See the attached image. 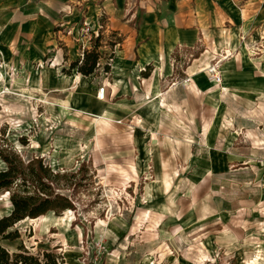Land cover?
<instances>
[{
    "label": "rangeland",
    "instance_id": "374dc122",
    "mask_svg": "<svg viewBox=\"0 0 264 264\" xmlns=\"http://www.w3.org/2000/svg\"><path fill=\"white\" fill-rule=\"evenodd\" d=\"M8 1L0 0L2 43L9 40ZM163 1L148 0V6L134 8L138 13L131 27L141 24L146 11H159ZM230 1L239 13L244 10L245 0ZM59 3L75 7L83 17L86 4L99 6L101 0ZM129 8L126 2L125 10ZM106 18L98 20L102 30L79 39L89 50L100 39L95 86L85 92L84 109L68 106L71 91L61 93L58 113L47 118L22 117L21 97L0 101L10 107L5 117L0 114V151H11L25 164L42 158L53 173L68 175L57 192L75 207L58 217L50 212L20 221L11 229L19 238L0 239V246L11 255L22 247L39 260L43 253L54 254L61 264H264V171H247L239 163L218 165L214 154L227 148L233 132L243 142L250 139V127H263L248 114L232 119L212 112L218 107L214 100L225 95L234 78L258 82L263 77L264 26L260 32L254 23L243 28L227 22L222 29L240 28L236 40L228 36L215 44L177 49L171 57L176 69L163 85L165 91L173 88L171 94L138 98L133 107L108 100L109 109L97 117L90 113L94 93L107 78L103 68L108 67V75L114 71L122 41ZM215 65L220 84L212 77ZM13 70L17 78L20 73ZM6 75L2 67L0 79ZM81 165L83 173L72 176ZM5 169L0 159V171ZM216 173L226 177H214ZM11 210L9 194L0 191V218Z\"/></svg>",
    "mask_w": 264,
    "mask_h": 264
},
{
    "label": "crops",
    "instance_id": "0c3cea01",
    "mask_svg": "<svg viewBox=\"0 0 264 264\" xmlns=\"http://www.w3.org/2000/svg\"><path fill=\"white\" fill-rule=\"evenodd\" d=\"M8 2L12 7L5 26L9 40L6 43L0 41V69L3 67L8 76L0 79V101H4L2 98L8 95L21 97L25 103L22 105V117L37 114L47 118L56 115L61 93L66 91H71L68 106L85 108L82 101L86 102L85 92L89 93L94 88L92 79H95V75L83 77L75 70L65 75L62 70L68 69L71 62L81 58L83 41L79 40L80 36L77 38L79 29H88L89 32L102 30L98 20L103 15L111 23L112 29L119 32L118 36H122V41L116 51L114 71L103 78L100 84L107 86L105 100H99L97 92L94 93L95 108L90 113L97 117L109 109L105 106L108 100L115 101L113 105L117 106H135L138 98L149 100L157 92L160 96L171 94L173 88L165 91L163 85L168 83L167 79L176 69L171 63V57L177 49L215 44L219 38L225 41L228 36L230 40H236L241 30L239 27L237 30L222 29V25L225 26L227 22L242 24L243 28L246 25L249 28L254 23L260 32L264 26L263 0H245V8L240 13L230 0H164L159 11H146L142 15L141 24L137 28L131 27L138 13L134 8L148 6V0H101L99 6L88 3L83 17H80L75 7L72 10L71 5H61L59 0ZM126 2L130 6L127 11ZM73 32L75 37L72 36ZM84 45V50H89L85 42ZM147 66L152 67V73L145 79L141 73ZM13 69L20 73L17 78H9L8 73ZM226 84L223 85L226 87ZM6 86L8 91L11 88V93L1 91ZM224 89V96L215 97L214 102L218 107L213 106L212 112H216L218 117L232 119L248 114L258 118L263 128L250 127L246 131L250 139L242 138L243 142H239V135L233 132L236 136H230L227 148L223 151L215 150L214 154L220 158L218 165L233 167V164L239 163L247 171H264V145H261L264 142V75L258 82L253 78H234L229 89ZM145 105L144 100L141 107ZM0 108V114L5 117V109L10 107L2 104ZM213 176L226 177L223 173Z\"/></svg>",
    "mask_w": 264,
    "mask_h": 264
},
{
    "label": "trees",
    "instance_id": "16d2710c",
    "mask_svg": "<svg viewBox=\"0 0 264 264\" xmlns=\"http://www.w3.org/2000/svg\"><path fill=\"white\" fill-rule=\"evenodd\" d=\"M100 39H96L91 50H85L82 58L69 64L68 69L62 73L70 75L73 70L83 77L95 75L99 68L100 53L98 49ZM108 72V67H104ZM152 67L147 66L141 73L147 79ZM0 159L6 164V169L0 171V191L9 194L12 210L9 215L0 218V239L15 241L19 238L17 231L11 229L25 219H37L52 212L55 216L74 210L73 201L57 192L59 183L68 177L66 174L53 173L45 166L42 158L31 159L24 163L21 158L11 151L1 150ZM84 171V165L76 174ZM43 260L30 256L27 251L19 248L18 253L9 252L0 246V264H61L54 254L43 253Z\"/></svg>",
    "mask_w": 264,
    "mask_h": 264
},
{
    "label": "built area",
    "instance_id": "2783aa9c",
    "mask_svg": "<svg viewBox=\"0 0 264 264\" xmlns=\"http://www.w3.org/2000/svg\"><path fill=\"white\" fill-rule=\"evenodd\" d=\"M89 33H90V32H89L88 29H85V31H83L82 29H80L79 34H78V37H79V36H83L84 34L88 35ZM74 34H75V33L73 32L72 36L75 37ZM90 39H91V36L89 37L88 42L90 41ZM86 46H87V45H86ZM84 48H85V45L82 43V49H83V52L85 51ZM83 52L81 53V58H82ZM0 58H2L1 53H0ZM13 72H14V71H12V72L9 71V73H8V74H9V78L12 77V76H14V73H13ZM211 73H212V77H213V79H214V82L217 83V84H220L221 81H222V75H221V72H220V70H219V67L216 66V65L213 66V67H212V70H211ZM103 75H104V76H107L108 73H106V72L103 71ZM106 88H107V86H104V85H100V87L98 88V90H97V96H98V98H99L100 100H105V96H106V92H105V90H106Z\"/></svg>",
    "mask_w": 264,
    "mask_h": 264
},
{
    "label": "bare ground",
    "instance_id": "6f19581e",
    "mask_svg": "<svg viewBox=\"0 0 264 264\" xmlns=\"http://www.w3.org/2000/svg\"><path fill=\"white\" fill-rule=\"evenodd\" d=\"M219 63H220V62H219ZM5 91L9 92V91H8V89H7V90H5ZM97 98H98V96H97ZM98 99H99V98H98ZM99 100H100V99H99ZM101 101H102V100H101Z\"/></svg>",
    "mask_w": 264,
    "mask_h": 264
}]
</instances>
